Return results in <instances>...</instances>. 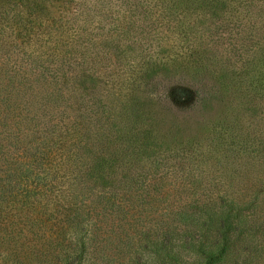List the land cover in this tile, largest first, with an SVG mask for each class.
Segmentation results:
<instances>
[{
    "label": "trees",
    "instance_id": "obj_1",
    "mask_svg": "<svg viewBox=\"0 0 264 264\" xmlns=\"http://www.w3.org/2000/svg\"><path fill=\"white\" fill-rule=\"evenodd\" d=\"M73 1L75 9L69 3L49 31L57 54L46 53L56 55L57 65L28 50L27 70H34L28 74L38 84L28 77L30 84L14 86L19 92L10 99L23 97L22 109L20 102L0 104V126L16 129L14 117L23 122L15 133L0 135V240L38 239L36 226L51 208L78 230L67 243L74 254L55 255L56 262L104 257L108 243L134 245L136 238L126 232L150 226L142 215L157 213L171 195L173 177L165 169H193L209 160L230 173L209 184L205 196L187 195L184 202L171 197L167 209L180 224L169 222L138 242L156 238L158 244L168 235L191 241L199 227L198 235L205 234L201 264H222L228 257L240 264L243 252L253 248L263 256L264 102L248 105L238 120L193 118L202 105L209 110L217 103L218 110L222 98L236 92L230 82L246 81L250 69L248 81L255 85L248 87L264 91V0ZM185 81L213 84L202 94L203 104L199 98L192 106L180 101L183 88L174 84ZM158 84H168L166 92H156ZM167 96L180 101L183 119H168L177 112ZM255 97L249 92L244 101ZM24 108L29 115L21 114ZM45 161L57 174L50 182L34 170ZM57 170L63 172L60 181ZM110 231L119 237H105ZM34 258L29 264H37Z\"/></svg>",
    "mask_w": 264,
    "mask_h": 264
},
{
    "label": "rangeland",
    "instance_id": "obj_2",
    "mask_svg": "<svg viewBox=\"0 0 264 264\" xmlns=\"http://www.w3.org/2000/svg\"><path fill=\"white\" fill-rule=\"evenodd\" d=\"M71 4V10L75 9V1L73 0H0V104L6 101L20 102L21 109L25 105V100L23 97H19L18 101H13L10 98L13 97L14 93H18L14 89V86L18 84H30L28 82V77L31 78V84H38L35 76H29L33 71H28L31 69L28 64V50L36 56H41V59L50 63L52 66L57 65L56 55H48L46 52H55L57 54L55 36L50 34V29L55 30L56 20L64 13L65 9H68ZM54 24V25H53ZM53 25V26H51ZM49 38L48 43L44 41ZM50 50V51H49ZM256 57H258L256 55ZM258 60V58H257ZM256 60V61H257ZM59 63V62H58ZM262 69L264 67H261ZM257 72H261L259 68L255 67ZM254 72V69H250L248 74H246V81L238 77V83L230 82V86L236 90L234 93L232 91L231 95L224 96L222 98L223 102L219 104L217 110L215 103V108L209 110H203V105L201 107L202 111L196 113L193 119L199 120L203 116L213 120L228 119L233 120L237 119L241 113L246 109L250 104L264 102V91L259 89L250 90L248 87L252 81H248L249 77ZM29 73V74H28ZM190 73V72H189ZM188 73V75H189ZM221 73V71H220ZM229 72L224 71L223 74H228ZM207 74V73H206ZM218 74V71L216 72ZM190 75L197 76L196 72L190 73ZM257 76V73L255 74ZM254 76V77H255ZM208 77V74L206 78ZM251 78V77H250ZM166 77L161 80H165ZM253 79V78H251ZM206 81V80H205ZM166 82V80L164 81ZM177 87L183 88L181 91V96L184 99L180 101L185 102L188 106L195 105L198 98L200 99V104H203L202 94L208 95V92L213 84H203V83H194L187 84L183 82L182 84H174ZM241 85V86H240ZM263 86V84H261ZM243 88V89H242ZM168 89V84H158L156 92L162 94ZM205 90V92L199 90ZM198 90V95H197ZM241 90H248L249 92L254 93V102H247L249 98V92L245 91V95L241 94ZM243 99H241V98ZM169 102L174 107V110L177 112L174 115H169L168 119H173L175 115L180 119H183L182 112L184 111L179 107L177 99L169 98ZM194 113V111H193ZM22 115L26 116L28 110L24 108ZM2 112L0 109V119H2ZM245 119H249L247 116ZM251 120H255L253 117ZM166 122V121H165ZM164 122V123H165ZM171 121L167 120V124ZM235 122L234 124H237ZM248 124L250 121L247 122ZM12 127L0 126V135L5 136L9 133H15L16 130H20L23 127V122L20 117H14L12 119ZM200 129H197L199 131ZM196 131V132H197ZM230 132V128L225 132ZM223 139H226V144H229V141H232L231 136L226 135ZM223 147H221L222 149ZM225 149V148H224ZM222 152L216 153V157L220 158ZM213 161H204L200 163H195L194 168L191 166L180 167L178 170L168 168L165 169V172L172 174L171 184H169L170 196H167L163 202L160 203V207L157 210V213L151 214L145 213L140 218L144 222H149L150 226L144 225L136 228L133 233L126 232L128 237H135L134 245L127 246L124 242L119 240L116 242H110L106 247H104V257L100 258H86L83 256L81 258L82 264H201V255L198 247L201 243L205 242V234L198 235L200 228L197 227V234L191 239V241H185V239H180L175 235H168L166 239L162 242H155V235L153 236V241H141L138 240L144 236H149L157 230H166L167 223H178L180 224V217L170 215L172 210H168L167 206L170 198L173 200H180L184 202V198L187 195H197L201 194L205 196L209 194V184H218L221 181V177L230 173V169H226L225 166L213 165ZM33 170L32 167L28 168ZM36 171H41L42 176H47L45 180L49 182L56 178L57 174L55 168L50 164L44 163L42 166H36L34 169ZM58 180L62 179V170H57ZM35 176V173L33 174ZM68 184V183H66ZM49 189V185L47 186ZM51 192V190H48ZM50 194L55 195V192ZM169 197V198H168ZM178 207L174 211H178ZM48 211L42 212L43 223L41 227L36 226L40 229L38 239L30 240L22 244V241H13L11 238H6L0 240V264H21L18 263V260L24 259L22 264H29V261L33 257L34 262L37 264H64L63 262H56L54 258L55 255H62V258L66 257L69 252L75 251L73 247L69 244L71 240L76 238L78 230L75 229L70 222V217L64 216L61 211L53 210L51 208L47 209ZM66 223V226L64 225ZM152 224V225H151ZM77 232H76V231ZM91 233H86L89 236ZM30 237L33 236L31 233ZM105 237L110 239L118 238V234L113 232H106ZM50 238L54 240L51 241ZM23 240V239H22ZM155 242V243H154ZM188 242V243H187ZM194 242L196 245H194ZM196 248V249H195ZM257 249L253 248L247 252H243L245 260H242L240 264H255L257 260L260 264H264V255L259 256ZM28 254L31 258H25L24 256ZM98 256V254H97ZM235 258L228 257L225 262L222 264H236Z\"/></svg>",
    "mask_w": 264,
    "mask_h": 264
}]
</instances>
